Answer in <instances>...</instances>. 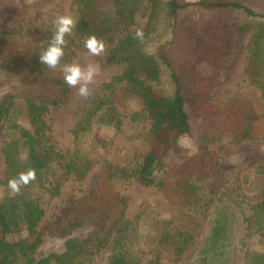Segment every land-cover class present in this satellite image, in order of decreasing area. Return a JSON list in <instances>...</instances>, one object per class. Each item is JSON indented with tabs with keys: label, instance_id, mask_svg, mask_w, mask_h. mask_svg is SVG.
<instances>
[{
	"label": "trees",
	"instance_id": "obj_1",
	"mask_svg": "<svg viewBox=\"0 0 264 264\" xmlns=\"http://www.w3.org/2000/svg\"><path fill=\"white\" fill-rule=\"evenodd\" d=\"M141 1L70 0L66 10L57 11L45 22L44 38L12 59L3 53L5 43L0 33L5 75L0 83V153L4 165L0 185L7 186L10 178L27 168L37 171L36 181L22 188L20 195L0 200V264H89L105 249L109 250L107 264H163L162 245H168L164 236L161 257L160 245L148 258L137 247L138 235L126 216V201L116 190L120 181L130 178L144 186H156L163 200L181 214L191 210L211 221V231L201 237L187 264H233L232 257L223 255L225 247L235 243L244 246L253 236H264V165L256 168L262 175L259 201L247 204V209L219 202L214 195L222 180L216 152L210 149L223 136L236 144L249 141L258 116L243 98L235 96L224 104L213 101L209 93L214 79L198 69L202 58L228 49L233 45L231 40L247 36L248 79L264 96V12L253 10L244 0H146L149 13L143 40L126 33L108 51L107 61L123 64L124 68L103 85L106 93L82 108L71 133L79 138L94 125L118 127L119 96L114 87L123 83L121 92L139 100L140 112L131 115V121L148 125L150 151L136 168L105 163L95 169L89 158L63 153L51 140L45 116L69 92L66 84L45 77L50 69L38 58L51 39L53 20L62 14L76 19L72 35L66 37L63 62H70L76 51H86L84 40L91 34L110 45L114 30L133 21ZM2 16L0 8V22ZM151 42L156 47L148 51L146 46ZM20 114L30 128L19 120ZM182 138L195 146L196 160L178 149ZM93 175L96 192L84 193L58 218L39 227L47 203L60 194L65 183L73 180L83 185ZM209 178L214 180L206 193L201 180ZM88 217L92 227L80 231ZM179 223L181 227L171 234L176 238L169 242L175 261L194 239L186 232L184 222ZM237 225L243 226L239 239ZM23 233L26 236H21ZM8 235L13 239L8 240ZM44 236L63 238L62 252L40 257L38 249ZM246 264H264V253L246 258Z\"/></svg>",
	"mask_w": 264,
	"mask_h": 264
},
{
	"label": "rangeland",
	"instance_id": "obj_2",
	"mask_svg": "<svg viewBox=\"0 0 264 264\" xmlns=\"http://www.w3.org/2000/svg\"><path fill=\"white\" fill-rule=\"evenodd\" d=\"M181 1L193 3L198 0ZM69 2L70 0H0V8L3 13L0 33L5 43L3 46L5 57L12 59L17 52L30 48L43 39L46 33L45 22L57 11L66 10ZM244 2L253 10L264 12V0H244ZM148 6L149 3L142 0L133 21L126 26L120 25L114 30L111 44L106 43V51L103 56L93 57L88 55L87 51H76V56L72 61H62L63 63L78 62L84 66L92 64L96 67V77L95 84L90 86L92 93L88 98L79 97L76 94V89L68 87L69 92L62 103L57 107L49 108L45 119L50 127L51 140L63 153L72 155L78 153V155L89 158L95 163V169L105 163L112 166L136 168L150 151L146 134L147 122H132L130 119L131 115H137L140 112L139 100L135 96L121 92L123 83H117L114 87L115 94L119 96L117 108L121 124L118 127L104 124L94 125L89 132L79 138H75L71 133V128L82 108L87 106L92 99L106 93L107 90L103 85L121 74L124 65L108 62V51L115 47L126 33L135 35L137 28L144 29L149 13ZM189 19L195 21L192 18ZM12 30H15L12 34L7 33ZM231 41L233 45L228 49L202 58L198 69L214 79V87L209 93L213 101L224 104L228 99L237 96L249 101L258 116L249 141L236 144L231 141L230 137L223 136L221 141L210 146V149L216 152L217 169L222 180L220 187L215 191L214 199L247 209V204L260 200L262 189V175L256 173V168L264 165V96L255 89L248 79L246 70L248 37L243 36ZM155 47L156 44L151 42L146 46V50L151 51ZM3 67L4 63L0 58V83L5 79ZM45 77L64 83L59 71L49 70ZM23 117L20 114L19 120L23 121ZM132 118L136 120L140 118V115ZM23 124L30 128L28 122L23 121ZM178 149L187 152L189 157L196 160L195 146L187 138H182L179 141ZM3 171V158L0 153V177H2ZM95 180L96 176L93 175L83 185H79L73 180L65 183L60 194L47 203L39 227L58 218L66 211L70 203L84 193L96 192ZM213 180L214 178L201 180L204 186L202 190L207 193L208 184ZM116 190L126 201V216L132 221L133 230L138 235L136 244L143 251L144 258H148L154 251V247L158 245H160V250H157L161 257V237L164 236L165 243L168 245H162L163 264H187L195 254L201 237L204 234H209L212 229L211 221L209 222L207 218L199 217L191 210L187 215L181 214L180 211L169 206L154 185L144 186L130 178L120 181L116 185ZM9 196L12 195L9 194L7 186L0 185V200ZM181 221L184 222L186 232L191 234L194 239L193 245L178 261H175L176 256L169 242L171 238H176L171 234L175 232L176 227H181L179 223ZM91 227V217H88L85 226L80 231H87ZM164 228L166 230H163ZM242 229V225H237L235 228L238 239L241 238ZM21 236H26V233ZM7 239L12 240L13 236L8 235ZM63 242V238L44 236L38 249V255L44 257L50 253L62 252ZM257 253H264V236L255 235L246 240L244 246L235 243L223 249L224 256L233 258V264H246V258L250 260L251 256ZM108 256L109 250L105 249L99 255L94 256L89 264H107Z\"/></svg>",
	"mask_w": 264,
	"mask_h": 264
},
{
	"label": "clouds",
	"instance_id": "obj_3",
	"mask_svg": "<svg viewBox=\"0 0 264 264\" xmlns=\"http://www.w3.org/2000/svg\"><path fill=\"white\" fill-rule=\"evenodd\" d=\"M76 26V19L71 14H62L53 20L54 31L48 45L38 55L40 64L45 65L52 71H59L64 83L69 88L77 90L76 94L81 98H88L92 93L91 85L95 84L96 67L92 64L87 66L78 62L63 63L65 49L68 46L67 36L72 35ZM135 37L143 40L144 32L142 28L135 30ZM84 48L87 54L93 57H100L105 54L106 43L102 38L95 34L87 36L84 40ZM37 179L35 168H27L19 172L7 182L9 194L12 196L20 195L21 190Z\"/></svg>",
	"mask_w": 264,
	"mask_h": 264
}]
</instances>
